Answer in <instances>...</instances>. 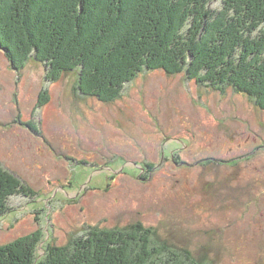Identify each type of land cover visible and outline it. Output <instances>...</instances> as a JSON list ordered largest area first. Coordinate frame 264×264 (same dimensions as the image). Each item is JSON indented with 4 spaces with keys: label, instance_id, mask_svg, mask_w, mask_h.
Instances as JSON below:
<instances>
[{
    "label": "rangeland",
    "instance_id": "obj_1",
    "mask_svg": "<svg viewBox=\"0 0 264 264\" xmlns=\"http://www.w3.org/2000/svg\"><path fill=\"white\" fill-rule=\"evenodd\" d=\"M48 73L34 59L15 70L0 49V167L33 191L9 200L0 247L42 234L44 258L91 230L142 225L167 253L264 264V111L254 98L147 71L103 103L79 89V71Z\"/></svg>",
    "mask_w": 264,
    "mask_h": 264
},
{
    "label": "trees",
    "instance_id": "obj_2",
    "mask_svg": "<svg viewBox=\"0 0 264 264\" xmlns=\"http://www.w3.org/2000/svg\"><path fill=\"white\" fill-rule=\"evenodd\" d=\"M0 0V49L15 70L36 60L48 79L80 72L79 89L111 103L147 71L186 73L200 85L235 91L264 111V0ZM33 191L0 167V216ZM142 225L91 230L70 246L34 234L0 247V264H202L167 253ZM170 255V256H168Z\"/></svg>",
    "mask_w": 264,
    "mask_h": 264
}]
</instances>
